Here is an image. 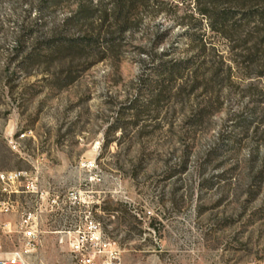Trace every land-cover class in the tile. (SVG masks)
Instances as JSON below:
<instances>
[{"label": "rangeland", "instance_id": "1", "mask_svg": "<svg viewBox=\"0 0 264 264\" xmlns=\"http://www.w3.org/2000/svg\"><path fill=\"white\" fill-rule=\"evenodd\" d=\"M83 1L0 0V173L23 174L0 254L32 215L31 262L79 264L60 239L88 218L120 264H264V0L222 34L210 0H150L104 48L48 49L89 35Z\"/></svg>", "mask_w": 264, "mask_h": 264}, {"label": "trees", "instance_id": "2", "mask_svg": "<svg viewBox=\"0 0 264 264\" xmlns=\"http://www.w3.org/2000/svg\"><path fill=\"white\" fill-rule=\"evenodd\" d=\"M150 0H109L106 5L100 2L94 4V0H86L78 4L77 10L69 19L72 24L86 25L91 31L89 35L79 39L62 41L57 43V47L51 45L48 49L68 48L76 51H91L95 48H104L102 43H107L114 34L123 35L131 32L140 21L142 11L146 8ZM245 0H210V7L202 11V16L210 21V30L212 32L224 33L227 29L238 28V24L245 21L243 17L238 18L235 23L232 20L237 18L236 13L231 9H225L229 4H238ZM221 4V5H220ZM216 7V8H215ZM222 7V9H218ZM223 7H225L223 9ZM237 7V6H236ZM259 10V9H257ZM239 11V10H238ZM240 12V11H239ZM257 11L254 17L257 20L263 18L264 14ZM98 24L99 29H95L94 25ZM240 28V27H239ZM113 30V32H112ZM182 65V64H181ZM173 65L172 69H175ZM188 67H185L187 69ZM182 69V68H181Z\"/></svg>", "mask_w": 264, "mask_h": 264}, {"label": "built area", "instance_id": "3", "mask_svg": "<svg viewBox=\"0 0 264 264\" xmlns=\"http://www.w3.org/2000/svg\"><path fill=\"white\" fill-rule=\"evenodd\" d=\"M10 144H14L11 141ZM22 173H0V215H7L14 212V202L11 201L12 195L19 194V185ZM35 191L34 185L31 187ZM2 194V195H1ZM151 215V213H149ZM32 215L21 225L20 231L26 241L25 251L16 249L12 252L0 254V264H41L31 262L27 254L38 249V224H32ZM83 228L76 232H67L66 236L60 239V243H66L71 253L78 259L79 264H120L119 252L114 245L106 243L102 234L100 224L95 221H87ZM1 231L10 232V224L5 223ZM0 231V232H1ZM3 244L0 236V252Z\"/></svg>", "mask_w": 264, "mask_h": 264}]
</instances>
